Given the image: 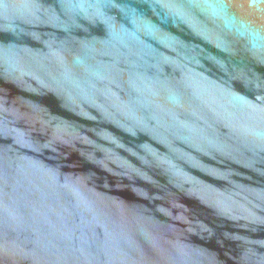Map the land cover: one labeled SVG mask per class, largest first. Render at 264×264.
<instances>
[{"label":"water","instance_id":"water-1","mask_svg":"<svg viewBox=\"0 0 264 264\" xmlns=\"http://www.w3.org/2000/svg\"><path fill=\"white\" fill-rule=\"evenodd\" d=\"M0 264H264V0H0Z\"/></svg>","mask_w":264,"mask_h":264},{"label":"clouds","instance_id":"clouds-1","mask_svg":"<svg viewBox=\"0 0 264 264\" xmlns=\"http://www.w3.org/2000/svg\"><path fill=\"white\" fill-rule=\"evenodd\" d=\"M209 11L213 14V15H219V10L214 6V5H209Z\"/></svg>","mask_w":264,"mask_h":264}]
</instances>
